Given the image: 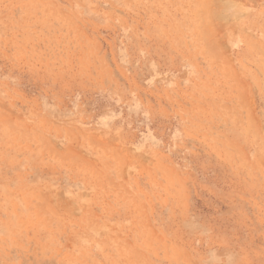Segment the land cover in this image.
<instances>
[{"label": "rangeland", "instance_id": "374dc122", "mask_svg": "<svg viewBox=\"0 0 264 264\" xmlns=\"http://www.w3.org/2000/svg\"><path fill=\"white\" fill-rule=\"evenodd\" d=\"M0 264H264V0H0Z\"/></svg>", "mask_w": 264, "mask_h": 264}]
</instances>
